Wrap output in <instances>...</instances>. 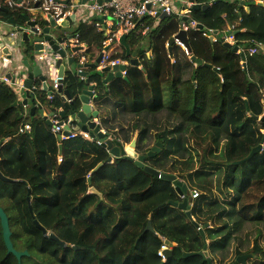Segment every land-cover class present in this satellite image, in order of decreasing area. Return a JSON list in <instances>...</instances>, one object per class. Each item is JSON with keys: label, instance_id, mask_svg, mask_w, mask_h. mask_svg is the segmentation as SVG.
<instances>
[{"label": "trees", "instance_id": "1", "mask_svg": "<svg viewBox=\"0 0 264 264\" xmlns=\"http://www.w3.org/2000/svg\"><path fill=\"white\" fill-rule=\"evenodd\" d=\"M195 1L210 8L192 11L191 19L218 31L228 30L229 20L241 32L238 46H264V8L253 4L248 13L239 0ZM26 14L8 8L0 18L24 27ZM182 21L178 15L140 21L127 44L137 55L151 51L142 68L131 66L126 79L108 85L104 74L91 78L102 129L122 149L112 163L111 152L95 140L78 135L60 141L44 117L26 115L22 105L15 106L20 99L13 88L0 84V173L13 181L0 178V206L9 217L14 248L29 253L21 264H239L240 256H250L246 264H264V64L248 56L243 68L240 55L198 29L188 32L191 58L175 44L170 51L167 44ZM105 40L100 32L87 40L90 61H97ZM120 49L115 58L128 59ZM83 87L75 73L66 72L65 88L73 97ZM47 95L36 93L31 105L48 102L56 112L67 110L63 95L56 93L52 101ZM80 106L77 99L74 108ZM26 123L31 132L19 134ZM135 138L139 156L163 144L144 167L124 150ZM259 146L260 153L236 165ZM146 167L175 176L187 192L180 195L175 182ZM185 198L197 225L169 205ZM35 220L69 247L45 237ZM150 222L154 232L147 231ZM167 241L175 246L164 259ZM205 251L209 258L198 255ZM0 264H20L8 253L1 219Z\"/></svg>", "mask_w": 264, "mask_h": 264}, {"label": "built area", "instance_id": "2", "mask_svg": "<svg viewBox=\"0 0 264 264\" xmlns=\"http://www.w3.org/2000/svg\"><path fill=\"white\" fill-rule=\"evenodd\" d=\"M38 1L39 0H24L19 3L16 0H7V5L12 9H22L25 11L37 13L42 12L47 23H49L50 20H54L58 26H60L61 23L66 19L75 16L74 23H72V25H76L77 31L72 34V37L70 39H65L60 44L63 49L69 50L67 57L64 59V63L68 65V61L71 57L75 59V62L77 64L87 63L88 61L86 57L83 56V54L87 50V40L91 38V36L95 32H100L106 36V40L103 44V50L100 54L101 60L97 65L96 70L98 72H102L103 70L109 68L111 72H113V69L115 67L124 66L125 70H118L121 72L123 77L127 76L128 69L130 66H132V57L129 59H123L115 58V56L121 52L120 46L122 45L120 40L122 36H129L131 32L135 31L140 21L146 18L159 19L161 14L166 13L169 16L178 15L179 17L183 18L180 32L186 31L188 33L190 30L198 29L199 25L197 21H194L190 18L193 7V4L190 3V0H88L86 2H83V0H69L68 4L61 2L60 0H40L38 7L36 8L35 4H37ZM99 1H101V3H99ZM216 1L217 0H214L213 3ZM255 1L256 3H263V1L261 0ZM85 13L88 14V18H83V15ZM185 17L187 18V20L184 19ZM36 28L39 30V32H41V28L39 27V25L36 26ZM233 28L234 26H232L231 29ZM24 29L25 27H16L15 32L10 33L12 39H17L18 33ZM205 31V37L210 39L213 43L220 40L224 44L229 43L232 46H238L239 41L237 40V36L234 33L231 35L217 37L213 29H205ZM51 35L55 39V33ZM63 37L66 38L65 33L63 34ZM175 45L182 48L189 56V58H191V52H189L184 42L176 40ZM170 46V43L167 44L168 48H170ZM74 48L79 49V51H72V49ZM241 53H244L246 57L245 59H242L241 62L243 68L247 67L248 56L256 57L262 64H264V46L261 43L257 42L253 47H250L248 49H243L239 46L238 55H240ZM144 54L151 55V51L147 50L145 51V53L137 55L135 58L138 62L137 67L140 69L143 65ZM0 58L3 60H7L9 63H12L14 60L12 57H9L5 53H1ZM58 59H61V57L57 54H50L47 50V47H45L40 52V54L36 55L34 58L37 63L45 64V66L50 68L51 71L55 69L53 82L50 85V91L53 93V95H47L48 101L53 100V97L57 93L60 82L62 80V78L59 77V70L55 67ZM79 72H82V69H78L76 73L78 74ZM115 74L116 73L114 72V75ZM81 79L84 80V78L82 77ZM0 83H5L11 86L14 91H17L19 97L22 96L20 94V92L22 91L25 92V94L23 92L22 93L24 96H26V88H24L23 79L17 82L13 78L10 79L6 76H3L0 77ZM42 90V86H36L34 84L29 89V94L35 97L36 93L41 92ZM25 99L26 97L20 99V103L25 109L27 115L29 114L30 110L27 106L23 105ZM30 100L31 99H29V101ZM67 102L71 103L73 102V99L68 100ZM37 105L43 113L42 117L52 123L51 131L58 138H61L60 141L72 139L80 135L85 140H95L97 144L103 145L104 142L102 140L92 137L89 133L83 132L81 130L76 131V126L74 123H71V118H67L66 120H64V124L61 126L59 124L61 122L60 112H62L63 109H61L59 112H56L48 102H37L36 106ZM95 121L100 124L99 119H95ZM66 126L69 127V136L64 135ZM31 130V124L26 123L20 128L19 134L30 133ZM109 139L113 140L112 137H110ZM61 161L62 158H59V162ZM196 196L197 194H194L193 198H195ZM162 254L163 252L161 253V255Z\"/></svg>", "mask_w": 264, "mask_h": 264}, {"label": "water", "instance_id": "3", "mask_svg": "<svg viewBox=\"0 0 264 264\" xmlns=\"http://www.w3.org/2000/svg\"><path fill=\"white\" fill-rule=\"evenodd\" d=\"M59 1V0H57ZM88 0H83V2H86ZM40 0L38 1V3L36 4V8L38 7ZM69 0H66L64 3L68 4ZM242 4L241 6H245L248 3V0H241ZM99 3H101V1H99ZM190 3L193 4V11H206L210 8V5H205L202 6L200 4H197L195 0H190ZM258 7L264 8V3H257ZM0 10L3 12H8V10L6 8H2L0 7ZM248 11L250 12L251 9L248 8ZM169 15H167L166 13H163L160 15L161 19H166L168 18ZM26 18V22H27V28H28V32L24 31L23 32V39H24V45H25V53H26V58L22 61V69L19 68V66H16L15 70H13V72L9 75H7V78H15V80L17 79V81L19 82L21 79L24 80V88H26V99L23 103V105L25 106H29V99L32 95L29 94V89L34 85L35 80H39L42 83V88L43 91L47 92L50 95H53V93L50 91V84H49V78H50V73L47 72V75L44 74V67L40 66V65H35V60H34V56L40 54V52L47 47V50L50 54H54V55H59L61 57V59H58L56 62V69L59 70V77L62 78L61 82H60V86L59 89L57 91L58 94L63 95L64 98V102H65V106L67 108V110H63L62 112H60V117H61V122L59 123L61 126L64 124V120H66L67 118H71V123L75 124V130L76 131H83L86 133H89L92 137L94 138H98L100 140H102L103 146L111 152V157L109 158L108 162L112 163L114 158H119L122 154V149L119 146H114L113 142L111 139H109L110 135L109 133L103 131L101 129V125L99 123H97L95 121V119H99L100 117V112L95 109L92 106V101H94V99L96 98V85H94L91 82V78L94 74H92V71L95 69L97 65L100 63L101 60V56L98 58V60L96 61V63H86V64H76L75 59L74 58H70L68 61V66L72 68L73 65H76V68L74 69V71L71 72L76 73L78 69H82V72H79L77 75L79 77L84 78V80H82L80 78V81L84 83V87L78 90L77 96L73 97L69 91L65 88V75L67 72V66L66 63H64V59L67 57L68 54V50L67 49H63L61 47V43L65 40V39H70L72 37V35H66V38L63 37V34L65 33V31L70 28L72 25V23L74 22L75 16L70 17L68 19H66L64 22L61 23L60 26H58L56 24V22L54 20H50L49 23H47V26H45L44 28L42 26H40L39 22L37 21V18L35 17H31L30 15L26 14L25 16ZM10 23H12V25H15V21L13 19L10 20ZM41 28V32H39V30L36 28V26H38ZM229 25H232L231 22H229ZM198 29L199 30H204L205 26L202 24L198 25ZM55 33V39L52 37L51 34ZM132 33V32H131ZM66 34V33H65ZM236 35L239 34V31H236L235 33ZM127 35L122 36L121 38V45L126 49L127 52V56L130 57L132 55V57H136V53H131V49L129 47V45L127 44ZM176 40H180L182 42H184L189 50V52H191V48L189 46L188 43V33L186 31H181L175 38H173L171 40L170 45H174ZM225 46L229 49L232 50L234 53H238L239 51V47L238 46H232L229 43H226ZM172 49L170 48V51ZM72 51H79V49L74 48L72 49ZM9 57H12L11 53H8ZM241 57L243 59H245V55L244 53H241ZM192 61L196 62L197 64H201V61L196 60V58L192 57ZM133 65L137 66L138 62L136 59L132 60ZM7 65V62L6 64ZM48 68V67H47ZM50 69V68H48ZM125 70V67H115L113 69V72H111V70L109 68L103 70L101 72V74H106L107 76L104 78L103 83L105 85H108L110 82L114 81L115 79H126L123 78L122 74L120 71L118 70ZM216 72L220 73L219 69H215ZM51 72V70H50ZM114 72L116 73L114 75ZM25 74H27V78L24 79V77L26 76ZM3 77V76H2ZM73 99V102L68 103V100ZM79 100L81 103L80 108L75 109L74 108V102L76 100ZM19 103H16L15 106H18ZM39 113L41 116L43 115L42 111L40 110L39 106L35 105L33 107H30V114L33 116L36 113ZM264 118V117H263ZM47 124L49 125V127L52 126V123L50 121H47ZM66 131L64 133L65 136H69V127L66 126L65 127ZM59 140L61 139L60 137L58 138ZM136 145H137V139L135 138L133 140V142L129 145V148L125 150V153L127 154V157L130 158L131 160H135L136 163L141 166L144 167V162L147 158H152L155 157L156 155L161 153V150L163 148V144L158 143L156 145V147L153 148V150L148 153V155L146 156H139L138 153L136 152ZM263 149V146H259L258 148L254 149L252 151V153L243 161L236 163V165L239 164H244L245 162H248L249 160H251L255 155H257L258 153H260ZM59 150H60V154H63V145L61 144L59 146ZM102 167V165H99L94 172H97L100 170V168ZM146 171H148L149 173L159 177L160 179L163 180H168V181H173L176 183V187L178 192L180 193V195H183L187 192V186L182 184L181 182H176V178L175 176H169V175H165V174H161L159 171L152 169L150 167H146L145 168ZM0 178L5 181V182H13L12 180L4 177L1 173H0ZM30 193V190H29ZM28 202H29V207H30V212L33 214V208H32V200L31 197L28 198ZM169 205L175 206V207H179L181 210L186 211L187 212V216L189 217L190 220L194 221L195 220L192 216L191 213V207L189 206L188 203V199L185 198L183 200L182 203H176V202H171L169 203ZM0 219H1V224H2V229H3V237H4V242L6 245V248L8 250L9 254H12L16 257V259L19 261V263L21 264L22 258L29 256V253L27 251L25 252H19L14 248L13 242H12V231L10 228V220L8 215L5 213L4 209L0 206ZM36 227L40 230L43 231V234L45 237H50L51 239L57 241L59 243V245L61 247L67 248L69 247L68 244L61 242L55 235L53 234H49L47 232V230H45L39 223L38 221H34ZM196 224V223H195ZM197 225V224H196ZM147 231H151L154 232V229L152 228L151 222L149 223V226L147 228ZM200 233L203 237H205V232L203 229H200ZM167 247L164 249L163 254L166 257V259H168L171 255H173V246H175V244L170 243L169 241L166 242ZM73 249L78 250V247H73ZM198 255H205L207 258H209V253L207 251H205L204 253H198ZM189 256H193V254H186V257ZM250 256H240L237 258V262L239 264H245L247 258H249ZM209 263L213 264V261L211 259H209Z\"/></svg>", "mask_w": 264, "mask_h": 264}, {"label": "crops", "instance_id": "4", "mask_svg": "<svg viewBox=\"0 0 264 264\" xmlns=\"http://www.w3.org/2000/svg\"><path fill=\"white\" fill-rule=\"evenodd\" d=\"M60 1L61 2H65L66 0H60ZM217 1H220V0H217ZM224 1H227V0H224ZM261 1L264 2V0H261ZM255 3H256V1H254L253 4L255 5ZM256 6H257V3H256ZM0 7L6 8L8 10L9 7L7 5V0H0ZM35 7H36V4H35ZM248 7L251 9V7L248 6V3H247L244 6V9L247 10ZM31 13L33 15L37 14V12H31ZM248 13H249V11H248ZM27 14L30 15L31 17H33L29 13V11H27ZM83 18H88V14L85 13L83 15ZM190 18H191V15H190ZM226 23H227V26H228V30L218 31V30H214L213 29L215 34L217 35V37H221V36H224V35H231L230 31H231V28H232L233 25H229V20H227ZM26 26H27V23L24 26L25 29L18 33L17 39H12L10 33L11 32H15V28L18 27L17 24L12 25V23H10V20L8 22H6V21H4V20H2L0 18V55H1V53H5L7 55H8V53H11L12 54V58L14 59L12 63H9L7 60H3V59L0 58V77L7 76V75L11 74L13 72V70H15L16 66H19V68H21V69L23 68L22 67V61L26 58L25 45L23 44L25 42L24 39H23V32L24 31L28 32V28ZM205 29H207V28L205 27ZM244 32H246V30H242V33H244ZM34 58H35V56H34ZM87 60L90 61V58H89L88 55H87ZM6 62H7V65H5ZM91 62H94V61H90V63ZM34 64L42 66L41 63H37L36 61H35ZM66 66H67V69H68V65L67 64H66ZM44 69L45 70H43V71H44L45 75H47V72L50 73L49 74L50 75L49 84L51 85L52 82H53L54 75H55V69H53L51 72H50V69H48L47 67H45ZM67 71H69V69ZM25 75L26 76L24 77V79L27 78V74H25ZM36 81L37 80H35V82ZM35 82H34V84H35ZM41 86H42V83H41ZM15 92L17 93L16 90H15ZM22 92L25 94L24 91H22ZM22 92H20V94L22 95L21 97H19L17 95L19 99H23L24 97H26V96L23 95ZM30 107H31V103H29V107L28 108L30 109ZM100 117H101V114H100Z\"/></svg>", "mask_w": 264, "mask_h": 264}, {"label": "rangeland", "instance_id": "5", "mask_svg": "<svg viewBox=\"0 0 264 264\" xmlns=\"http://www.w3.org/2000/svg\"><path fill=\"white\" fill-rule=\"evenodd\" d=\"M17 2H22V1H24V0H16ZM254 1L255 0H249L248 1V6H251V5H253V3H254ZM264 3V2H263ZM240 4H242V2H240ZM255 6H256V3H255ZM249 8V7H248ZM248 8H247V10L246 9H243L244 11L243 12H245V11H247L248 12ZM11 10H16V9H12V8H10ZM32 16H34L31 12H29ZM36 18H37V21L39 22V24H40V26H42L43 28L45 27V26H47V22H46V20H45V18H44V16H43V13L42 12H38L37 14H36V16H35ZM74 23V22H73ZM72 25V24H71ZM236 28L234 27L233 29H231V31H230V33L231 34H233V33H235L236 32ZM77 31V27H76V25H72L70 28H68L66 31H65V33H66V35H72L73 33H75ZM244 41H249L248 39L246 40H244ZM69 51V50H68ZM145 51H147V49H145ZM41 65L45 68L46 66L43 64V63H41ZM76 68V65H73L72 66V68L71 67H69L68 66V69H69V71H67V72H71V69H72V71H74V69ZM67 69V70H68ZM92 74H94V75H99V74H101V72H98V71H96L95 69L92 71ZM102 76H103V74H102ZM112 139H113V137H112ZM129 148V145H127V146H125V148L124 149H128ZM248 259H250V258H247V260H246V263H247V261H248ZM245 263V264H246Z\"/></svg>", "mask_w": 264, "mask_h": 264}, {"label": "clouds", "instance_id": "6", "mask_svg": "<svg viewBox=\"0 0 264 264\" xmlns=\"http://www.w3.org/2000/svg\"><path fill=\"white\" fill-rule=\"evenodd\" d=\"M239 1H241V0H239ZM203 6V5H202ZM242 7H244V6H242ZM192 11H193V9H192ZM191 15V14H190ZM170 17V16H169ZM184 19H186L187 20V18L185 17ZM189 21V20H188ZM200 24V23H199ZM199 30V29H198ZM236 31H238V30H236ZM237 36V35H236ZM88 43V42H87ZM226 44V43H225ZM239 47V46H238ZM87 51H88V46H87V50L85 51V53L83 54V56L84 57H86V59H87ZM132 53V52H131ZM238 54V53H237ZM137 56V55H136ZM240 56H241V54H240ZM100 57V56H99ZM132 57V55L130 56V57H128V59L129 58H131ZM136 57H132L131 59L133 60V59H135ZM242 58V57H241ZM243 59V58H242ZM98 60V59H97ZM88 61V60H87ZM87 63H90V61H88ZM91 63H96L95 61L94 62H91ZM77 64V63H76ZM86 64V63H85ZM138 65V64H137ZM132 66H135V65H133V63H132ZM131 67V66H130ZM129 67V68H130ZM135 67H137V66H135ZM246 68V67H245ZM129 70V69H128ZM97 71V70H96ZM73 73V72H72ZM76 74V76H78L77 75V73H75ZM105 76H104V78L107 76L106 74H104ZM79 77V76H78ZM79 78H81V77H79ZM123 78H126V77H123ZM14 80H15V78H13ZM22 80V79H21ZM15 81H17V80H15ZM18 82V81H17ZM0 84H2V83H0ZM3 84H5V83H3ZM94 85H96L97 86V84L96 83H93ZM5 85H7V84H5ZM9 86V85H8ZM11 87V86H10ZM51 89V88H50ZM14 90V89H13ZM43 91V90H42ZM16 93V92H15ZM16 95H18L17 93H16ZM29 103H31V101H29ZM19 105H21V103H19ZM92 106L95 108V105H94V101H92ZM29 107V106H28ZM31 107H33L32 105H31ZM29 109V108H28ZM96 109V108H95ZM30 110V109H29ZM99 120H100V117H99ZM100 125H101V122H100ZM101 129H102V126H101ZM103 131H105L104 129H102ZM106 132V131H105ZM110 137H112L111 135H110ZM109 137V138H110ZM113 141V140H112ZM124 150H126V149H124ZM191 207V206H190ZM166 248V247H165ZM164 248V249H165ZM164 249H163V251H164ZM162 251V252H163ZM162 257L164 258V259H166V257L164 256V254H162Z\"/></svg>", "mask_w": 264, "mask_h": 264}, {"label": "flooded vegetation", "instance_id": "7", "mask_svg": "<svg viewBox=\"0 0 264 264\" xmlns=\"http://www.w3.org/2000/svg\"><path fill=\"white\" fill-rule=\"evenodd\" d=\"M239 33H241V32H239Z\"/></svg>", "mask_w": 264, "mask_h": 264}]
</instances>
